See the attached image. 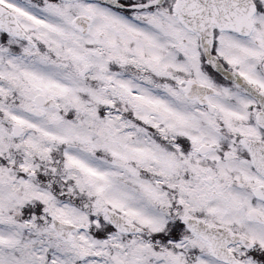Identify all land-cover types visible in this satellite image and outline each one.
<instances>
[{"label": "snow or ice", "instance_id": "snow-or-ice-1", "mask_svg": "<svg viewBox=\"0 0 264 264\" xmlns=\"http://www.w3.org/2000/svg\"><path fill=\"white\" fill-rule=\"evenodd\" d=\"M0 264H264V0H0Z\"/></svg>", "mask_w": 264, "mask_h": 264}]
</instances>
